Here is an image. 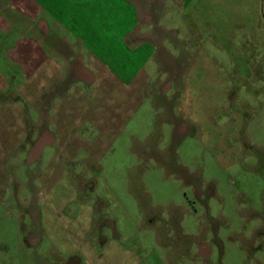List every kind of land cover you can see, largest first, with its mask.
Segmentation results:
<instances>
[{"label":"crops","instance_id":"obj_1","mask_svg":"<svg viewBox=\"0 0 264 264\" xmlns=\"http://www.w3.org/2000/svg\"><path fill=\"white\" fill-rule=\"evenodd\" d=\"M202 1L0 0V204L11 206L0 213V264L20 255V226L31 227L32 239L40 234L28 241L33 264H167L159 243V256L148 248V234L154 220L183 216L187 204L165 212L152 204L160 193L138 199L127 180L103 178L101 171L113 167L106 165L108 154L126 141L127 129L151 102L147 90L157 82L145 62L157 63L167 37L198 32ZM207 1L230 10L258 8L262 0ZM138 57L139 63L131 61ZM210 113L206 102H194L196 120ZM185 122L181 118L179 129ZM137 137L130 136L140 145L132 150L137 162L161 163V146ZM41 162L45 169L25 182L23 168ZM93 170L95 182L87 176ZM100 179L120 187H113L111 199L102 193L112 202L105 208L87 193ZM201 184H192L196 196ZM109 215L118 220L115 235L102 223ZM9 217L18 225L2 221ZM37 250L44 257L39 262Z\"/></svg>","mask_w":264,"mask_h":264},{"label":"rangeland","instance_id":"obj_2","mask_svg":"<svg viewBox=\"0 0 264 264\" xmlns=\"http://www.w3.org/2000/svg\"><path fill=\"white\" fill-rule=\"evenodd\" d=\"M234 7L228 10L202 1L196 15L198 32L167 37L157 63L145 62L157 82L147 90L151 105L127 129L126 141L120 140L108 154L106 165L113 167L101 171L103 178L112 179L114 174L127 180L138 199L160 193V200L152 199V204L165 207V212L175 204H187L179 218L171 219L166 213L160 224L154 220L152 227L159 232L151 229L148 234V248L159 256V243L167 252V264H264V0L258 8ZM240 17L243 22L236 25L227 21ZM124 55L120 62L125 59L127 64L130 57ZM132 60L140 62V58ZM118 65L111 63L115 73L121 71ZM197 100L201 105L206 102L211 113L196 120ZM174 117L180 126L181 118L186 121L181 129ZM134 134L138 140L151 138L152 144L161 146L165 152L157 163L161 168L137 162L132 150L140 145L130 138ZM44 166L41 162L29 170L23 168L25 182L37 177ZM87 176L93 182L98 177L94 170ZM100 180L87 193L105 208L111 200L101 198L102 193L111 199L113 187H120ZM196 180L202 183L197 196L192 185ZM10 208L4 202L0 213ZM104 219L102 223L115 235L118 220L111 215ZM2 221L18 225L10 217ZM151 223L146 215L145 226ZM20 229V255L8 264H33V244L28 241H36L40 234L36 232L32 239L30 226ZM39 251L37 262L44 258Z\"/></svg>","mask_w":264,"mask_h":264}]
</instances>
